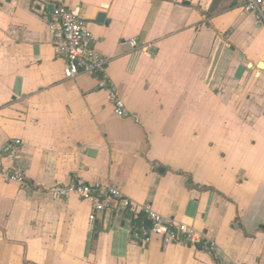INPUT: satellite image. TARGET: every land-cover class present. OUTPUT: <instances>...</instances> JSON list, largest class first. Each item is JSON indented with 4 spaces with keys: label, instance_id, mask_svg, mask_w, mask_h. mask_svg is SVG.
Returning <instances> with one entry per match:
<instances>
[{
    "label": "crops",
    "instance_id": "crops-1",
    "mask_svg": "<svg viewBox=\"0 0 264 264\" xmlns=\"http://www.w3.org/2000/svg\"><path fill=\"white\" fill-rule=\"evenodd\" d=\"M245 3L0 0V170L24 172L0 179V264H264V21ZM54 5L88 25L126 118L98 78H64ZM78 180L118 191L140 223L50 193ZM144 205L202 241H135Z\"/></svg>",
    "mask_w": 264,
    "mask_h": 264
},
{
    "label": "built area",
    "instance_id": "built-area-1",
    "mask_svg": "<svg viewBox=\"0 0 264 264\" xmlns=\"http://www.w3.org/2000/svg\"><path fill=\"white\" fill-rule=\"evenodd\" d=\"M245 10L255 13L256 17L264 21V0H246ZM47 30L52 36V46L56 56L65 64L64 78L75 79L79 76L98 78L97 87L108 93L114 104V110L119 117L126 118L123 103L116 96L114 86L105 77L108 59L96 53L92 48V34L88 25L73 11L62 5H54L47 14ZM135 46V41L127 42ZM19 140L5 144L1 149L2 157L10 159L18 157ZM0 179L4 182L22 183L24 172L21 168L0 170ZM50 193L57 199L76 195L82 200L90 201L95 212L131 210L132 204L113 188L88 184L80 180L68 185H56ZM148 226L141 224L130 231L131 237L140 243L147 244L152 238L159 239L164 245H197L202 241V233L184 224H174L166 221L155 213L150 206L141 208ZM93 218V216H92ZM145 221V222H146Z\"/></svg>",
    "mask_w": 264,
    "mask_h": 264
},
{
    "label": "trees",
    "instance_id": "trees-1",
    "mask_svg": "<svg viewBox=\"0 0 264 264\" xmlns=\"http://www.w3.org/2000/svg\"><path fill=\"white\" fill-rule=\"evenodd\" d=\"M124 213L130 219V223L132 226H135L140 223V218L137 215L130 213L128 210L125 211Z\"/></svg>",
    "mask_w": 264,
    "mask_h": 264
},
{
    "label": "water",
    "instance_id": "water-1",
    "mask_svg": "<svg viewBox=\"0 0 264 264\" xmlns=\"http://www.w3.org/2000/svg\"><path fill=\"white\" fill-rule=\"evenodd\" d=\"M101 18H102V16H99L98 20H100ZM146 225L148 226V225H149V223H148V222H146Z\"/></svg>",
    "mask_w": 264,
    "mask_h": 264
}]
</instances>
